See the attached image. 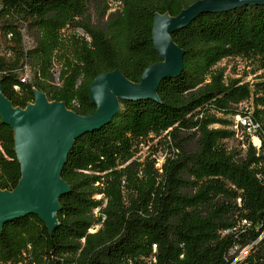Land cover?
<instances>
[{
	"label": "trees",
	"instance_id": "1",
	"mask_svg": "<svg viewBox=\"0 0 264 264\" xmlns=\"http://www.w3.org/2000/svg\"><path fill=\"white\" fill-rule=\"evenodd\" d=\"M106 1L0 0V38L9 40L0 42V86L13 105L32 101L36 88L77 114L92 112L91 80L117 68L138 81L159 59L154 12L175 15L194 0H117L116 12ZM66 23L81 33L77 62L54 80L56 31ZM170 37L183 50L180 72L159 81L158 101L120 100L107 123L75 138L61 171L69 189L59 197L57 225L49 233L34 214L4 222L0 264H264V4L201 13ZM228 57L254 59L259 75L225 77L213 66ZM244 99L257 146L233 128ZM148 133L164 134L169 149L158 168L148 164L142 180L131 179L126 162ZM18 177L12 130L0 122V188Z\"/></svg>",
	"mask_w": 264,
	"mask_h": 264
},
{
	"label": "water",
	"instance_id": "2",
	"mask_svg": "<svg viewBox=\"0 0 264 264\" xmlns=\"http://www.w3.org/2000/svg\"><path fill=\"white\" fill-rule=\"evenodd\" d=\"M251 4H264V0H194L175 15L154 12L150 39L158 61L148 64L138 81H131L117 68L97 74L88 86V97L95 107L88 114H77L63 101L49 100L36 88L32 89V101L13 105L0 86V122L12 130L19 164L14 187L0 188V230L4 222L34 214L51 233L57 225L59 197L69 189L61 171L75 138L107 123L120 100H159V81L176 76L182 68L183 50L170 37L173 31L201 13Z\"/></svg>",
	"mask_w": 264,
	"mask_h": 264
},
{
	"label": "rangeland",
	"instance_id": "3",
	"mask_svg": "<svg viewBox=\"0 0 264 264\" xmlns=\"http://www.w3.org/2000/svg\"><path fill=\"white\" fill-rule=\"evenodd\" d=\"M106 6L108 7V11L110 12H116L118 9H120V5L117 0H107ZM88 13L90 21L94 22L95 14L92 6H88ZM80 34L81 33L79 30L74 29L68 23L57 29L56 46L52 51L54 80L61 79V76L63 75L68 64L72 65L77 62L73 41L77 36H80ZM21 35L23 47H29L31 43V40L29 39L30 36L24 28H22L21 30ZM8 41L9 40L7 39L3 42V40L0 38V42L4 47L6 44H8ZM213 68H221L225 77L241 78L243 79V81H252L255 78L254 76H258L260 73V69L258 68V64L256 63V61L252 58L244 57H228L222 59L221 61L217 62L213 66ZM24 74L26 76V79H30V72L28 71V69H25ZM234 121L235 118L232 119V122ZM237 134L239 135L238 132ZM164 136V134L155 135L152 133H148L135 140L132 146L130 157L126 162V164H132L131 169L129 168L131 179L142 180L144 178L145 169L148 164H150L154 168H158L164 158V154L169 149V147L166 146L167 139ZM249 138L252 144H254L255 146L258 145L259 141L255 135L252 137L250 136ZM192 142L193 140L189 141L188 145H191ZM234 143L235 140H232V146ZM123 181H125L124 178L121 180L120 187H127V179L125 182ZM100 196L101 195H99V197ZM29 249V245L27 244V252L29 251Z\"/></svg>",
	"mask_w": 264,
	"mask_h": 264
},
{
	"label": "built area",
	"instance_id": "4",
	"mask_svg": "<svg viewBox=\"0 0 264 264\" xmlns=\"http://www.w3.org/2000/svg\"><path fill=\"white\" fill-rule=\"evenodd\" d=\"M10 34H7V37L9 38ZM6 56H9L10 52H6L5 53ZM229 58H232V57H229ZM233 58H236V57H233ZM225 59V58H223ZM25 69H27L26 67H24ZM25 72V71H24ZM23 78H26L25 74H23ZM241 79V78H240ZM245 81V80H244ZM246 81H249V80H246ZM241 82H243V79H241ZM250 82V81H249ZM16 88V86H15ZM250 100L249 99H244V100H241L239 101L235 106L237 107V113L234 115L233 118H235V121L233 122V128L234 129H239L238 134H236V136L241 140L242 139V136L246 135L248 138L251 136H256L257 137V134H256V130L258 129V125L255 121H253L250 117V114L248 112V110L250 109ZM250 140V138H249ZM251 142V141H250ZM254 145V144H253ZM241 147H244V144L241 143ZM95 198L96 197H99V194H96L94 196ZM104 203H102L103 205ZM93 213L95 215H97L98 217H100V219H103V216L102 214L100 213L99 211V206H96L93 208ZM98 224L90 227L88 229L89 232H93L95 231L97 228H98ZM244 249H242L239 253V255L242 254V251ZM238 255V256H239Z\"/></svg>",
	"mask_w": 264,
	"mask_h": 264
}]
</instances>
